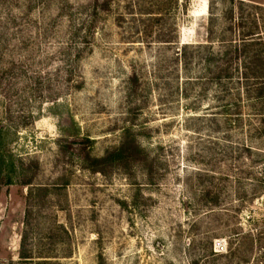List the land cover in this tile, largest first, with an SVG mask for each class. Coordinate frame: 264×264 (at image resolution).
Listing matches in <instances>:
<instances>
[{"label":"rangeland","instance_id":"obj_1","mask_svg":"<svg viewBox=\"0 0 264 264\" xmlns=\"http://www.w3.org/2000/svg\"><path fill=\"white\" fill-rule=\"evenodd\" d=\"M104 1L0 0V264H264V99L212 62L264 0ZM127 128L151 179L79 155Z\"/></svg>","mask_w":264,"mask_h":264},{"label":"trees","instance_id":"obj_2","mask_svg":"<svg viewBox=\"0 0 264 264\" xmlns=\"http://www.w3.org/2000/svg\"><path fill=\"white\" fill-rule=\"evenodd\" d=\"M108 1L102 3V7L107 8ZM99 0H93V10L90 15V22L88 31L92 30L95 24V18L98 15ZM253 36V37H250ZM241 38L239 42L234 45V50H227L223 55L219 56L216 60L212 58V62H220L214 69L213 79L218 82L232 79L235 75H240L246 80L255 81V94L254 98L257 100L264 99V43H261V38L258 33H252ZM259 35V36H258ZM257 37H259L257 39ZM232 42V41H231ZM232 45V43L230 44ZM261 45V46H260ZM233 46V45H232ZM256 47V48H255ZM244 59L246 62L245 67L241 70L239 62ZM236 66V67H235ZM132 90H137V77L133 75L130 79ZM0 126V137H1ZM89 141L85 142L78 148L80 157L84 160L85 165L92 172H100L107 174L109 169H122L124 171L129 170L134 165H138L142 168H147V176L153 178V166L149 156L145 150L138 144L136 137L134 136L131 128L125 130L124 139L121 144L109 150L102 157H93L88 150ZM3 181V178L0 177ZM31 178L24 179L21 184L27 186L31 183ZM2 191L0 185V192ZM22 257H26V253H22Z\"/></svg>","mask_w":264,"mask_h":264}]
</instances>
